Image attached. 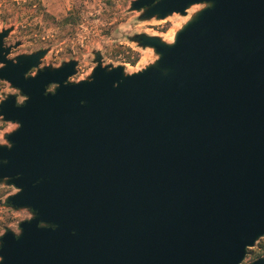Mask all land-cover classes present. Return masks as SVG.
<instances>
[{
	"label": "water",
	"instance_id": "95a60500",
	"mask_svg": "<svg viewBox=\"0 0 264 264\" xmlns=\"http://www.w3.org/2000/svg\"><path fill=\"white\" fill-rule=\"evenodd\" d=\"M197 4L173 43L135 38L153 64L126 75L98 54L77 83L76 61L11 60L18 44L0 32V81L24 98L0 102L18 125L0 144V183L17 190L5 205L33 216L0 236V264H242L264 236V0L130 10L165 19Z\"/></svg>",
	"mask_w": 264,
	"mask_h": 264
},
{
	"label": "rangeland",
	"instance_id": "374dc122",
	"mask_svg": "<svg viewBox=\"0 0 264 264\" xmlns=\"http://www.w3.org/2000/svg\"><path fill=\"white\" fill-rule=\"evenodd\" d=\"M40 1L42 10L26 5L20 8L7 0H0V32L11 29L4 45L10 47L18 44L11 49L8 58L15 60L20 55L46 50L39 69H55L64 63L76 61V74L69 78L73 83L89 79L98 54L104 67L121 66L126 75L145 69L158 59V55L152 48L139 45L135 38L138 35L154 36L165 43H173L174 35L207 7L206 4H197L190 6L185 15L145 19L144 10H130L135 0ZM70 11L77 16V25L58 29L51 17L60 20ZM49 91H53V87ZM9 95H16L18 104L24 101L9 83L0 81V102ZM17 128V124L3 122L0 118V144L9 146L5 136ZM16 192L13 187L0 183V236L7 230L18 235L19 224L33 217L27 209L13 210L5 205V199ZM248 250L251 253L246 255L242 264L264 257V236Z\"/></svg>",
	"mask_w": 264,
	"mask_h": 264
},
{
	"label": "trees",
	"instance_id": "16d2710c",
	"mask_svg": "<svg viewBox=\"0 0 264 264\" xmlns=\"http://www.w3.org/2000/svg\"><path fill=\"white\" fill-rule=\"evenodd\" d=\"M5 1V0H4ZM10 3H12L14 6H23L26 5L29 8H38L40 10H42V4L40 0H7ZM21 8V7H20ZM53 24L59 29H64V28H68V27H74L75 25H77V16H75L73 11L68 12L67 16L57 20L53 17H51ZM251 250L247 251V254H250Z\"/></svg>",
	"mask_w": 264,
	"mask_h": 264
},
{
	"label": "flooded vegetation",
	"instance_id": "af4514ba",
	"mask_svg": "<svg viewBox=\"0 0 264 264\" xmlns=\"http://www.w3.org/2000/svg\"><path fill=\"white\" fill-rule=\"evenodd\" d=\"M39 67H40V65H39ZM39 67H38V69H39ZM38 69H34V70H32L31 72H29V73L27 74V76H34V75H36Z\"/></svg>",
	"mask_w": 264,
	"mask_h": 264
},
{
	"label": "bare ground",
	"instance_id": "6f19581e",
	"mask_svg": "<svg viewBox=\"0 0 264 264\" xmlns=\"http://www.w3.org/2000/svg\"><path fill=\"white\" fill-rule=\"evenodd\" d=\"M172 34V33H171ZM173 35V34H172ZM175 36V35H174ZM175 38V37H174ZM174 38L172 39V41L174 42ZM170 41H171V38H170ZM172 43V42H171Z\"/></svg>",
	"mask_w": 264,
	"mask_h": 264
}]
</instances>
